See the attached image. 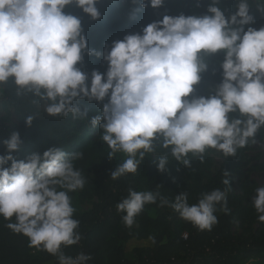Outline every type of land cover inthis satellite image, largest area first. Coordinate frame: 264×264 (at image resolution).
Listing matches in <instances>:
<instances>
[{"label":"clouds","instance_id":"9594fccd","mask_svg":"<svg viewBox=\"0 0 264 264\" xmlns=\"http://www.w3.org/2000/svg\"><path fill=\"white\" fill-rule=\"evenodd\" d=\"M98 0H0V85L10 81L18 91L30 93L44 102L51 116L86 117L73 102L87 98L104 102L99 114L91 117L93 128L103 130L102 140L122 151L127 159L111 174L116 179L136 173L146 153L157 144L185 166L191 159L201 161L209 149L225 157L235 156L264 127V27H248L254 22L250 0H238L230 18L211 0L203 16L164 15L145 26L141 33L127 34L113 41L101 53L88 48L82 21L65 12L75 4L93 19L101 16ZM138 0H133L137 3ZM141 8L148 0H139ZM165 0H150L158 8ZM264 10V2L258 3ZM223 50V80L215 94L196 96L195 86L207 71L208 58ZM101 56L108 62L106 73L93 70L89 75L78 67L84 53ZM106 77V78H105ZM235 114V115H233ZM34 117L28 116L30 126ZM8 154L0 155V216L11 221L7 227L29 238V247L58 255L60 264H87L89 254L66 256L63 247L78 244L79 221L69 192L83 189L85 178L74 161L82 152L69 153L60 147L32 152L17 160L12 152L23 141L18 132L4 141ZM139 157V158H137ZM11 161L10 167H4ZM168 156L159 158L160 171L168 167ZM224 172V190L206 192L196 204H189L187 193L174 202L152 191L131 190L117 204V210L131 227L144 206L160 199L181 218L200 230H211L218 223V204L227 207L231 190ZM253 204L258 220L264 222V187L256 189Z\"/></svg>","mask_w":264,"mask_h":264},{"label":"trees","instance_id":"16d2710c","mask_svg":"<svg viewBox=\"0 0 264 264\" xmlns=\"http://www.w3.org/2000/svg\"><path fill=\"white\" fill-rule=\"evenodd\" d=\"M148 2V7L137 12L139 0L137 3L133 0H98L97 8L101 13L98 19H93L75 4L68 6L65 12L81 19L88 48L101 53L110 50L113 41L121 40L127 34H142L145 26L162 20L164 15H211L208 12L211 0H165L158 8H153L150 0ZM261 2L264 0H250V14L254 22L246 25L245 30L248 27L257 30L264 27V10L258 4ZM237 3L238 0H219L218 6L230 18L237 11ZM220 55L223 61V50L211 55L208 61ZM77 66L89 75L90 85L92 71L106 73L109 64L103 55H89L85 51L83 61ZM222 73V67L218 68L216 79L223 80ZM202 78H205L204 73ZM214 90H205L204 96L215 94ZM107 102V97L104 102L89 101L87 98L74 101L82 111L87 110L88 115L83 118H73L71 114L68 117L51 116L46 113L44 102L39 98L18 91L11 81L0 85V104L4 108H13L19 115V124L14 127L8 124L7 116L0 118V155L8 154L4 141L14 132H18L23 141L20 149L12 152L17 160L26 159L32 152L42 155L53 147H60L69 153H83L82 158L74 161V166L85 178V186L79 189L78 194V190L68 194L71 200L77 198L79 202L96 196L97 202L87 211L74 212V218L79 221L77 231L81 240L75 245L62 246L61 251L73 258L81 252L89 254L91 259L87 264H264V222L258 220L259 214L254 204L247 201V196L234 190L230 176L239 165L241 159L238 153L243 148L238 149L235 156L225 157L220 168L214 172L211 156L214 149L204 154L203 161L189 154L192 161L191 167H188L175 160L170 149L157 144L155 152L145 154L136 173H126L113 179L112 172L127 159V155L119 151L113 153L110 159L108 154L112 149L102 140L103 130L98 126L93 128L90 123L91 117L99 114L103 103ZM28 116L34 117L30 126L26 123ZM256 136H264V127ZM163 155L168 156L169 164L165 171H160L157 165ZM10 166L11 161L4 165ZM225 171L231 183L227 194L230 211L226 213L223 205L218 204L214 213L218 223L210 231L200 230L184 220L169 205L161 206L159 198L155 203L144 206L131 227L126 226L122 219L126 212L117 210V204L127 198L131 190L158 191L170 202H174L178 194L187 193L189 204H196L204 193L228 187L222 182ZM236 218L250 219L257 224L256 230L248 237L236 235L233 232ZM10 222H15V217L9 221L0 216V264H60L58 255L42 248L29 247V238L8 228ZM136 224L139 226L134 228ZM133 240L144 244L136 245L129 251L127 244ZM250 259L254 261L248 263Z\"/></svg>","mask_w":264,"mask_h":264},{"label":"rangeland","instance_id":"374dc122","mask_svg":"<svg viewBox=\"0 0 264 264\" xmlns=\"http://www.w3.org/2000/svg\"><path fill=\"white\" fill-rule=\"evenodd\" d=\"M261 18L263 15L259 12ZM222 55L215 57L212 60L208 61V69L205 74V78H202L201 81L195 86V92L193 95L196 96H204L205 90L215 89L217 85H219L222 80L216 79V71L221 67L222 64ZM7 116L9 118L8 124L12 127L19 124V115L18 113L11 107L4 108L2 103L0 104V118ZM211 156L213 158V171L215 172L221 166L225 156L221 151L213 150L211 152ZM238 157L241 159L238 167L235 171L230 173V176L233 178L234 182V190L241 194L242 196H247V201L253 203V197L256 195V189L258 187H264V136L255 137V142L249 141V147L243 148L239 151ZM234 160H237L234 158ZM81 190L77 191V194ZM97 202V197H93L92 199H87L84 202H79L77 198L72 199V204L75 208V212L82 213L87 211L93 207V204ZM167 212L169 210L165 208ZM139 225H134L138 227ZM257 228V224L252 222L248 218H236L233 232L236 235L241 237H248L252 231H255ZM143 242H138L136 240L130 241L127 244L128 250H132V248L136 245H142ZM254 259H250L248 263H252Z\"/></svg>","mask_w":264,"mask_h":264},{"label":"built area","instance_id":"2783aa9c","mask_svg":"<svg viewBox=\"0 0 264 264\" xmlns=\"http://www.w3.org/2000/svg\"><path fill=\"white\" fill-rule=\"evenodd\" d=\"M78 256V255H77Z\"/></svg>","mask_w":264,"mask_h":264}]
</instances>
